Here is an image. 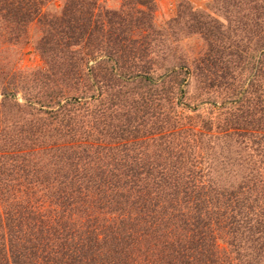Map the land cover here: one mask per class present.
<instances>
[{
	"label": "trees",
	"instance_id": "1",
	"mask_svg": "<svg viewBox=\"0 0 264 264\" xmlns=\"http://www.w3.org/2000/svg\"><path fill=\"white\" fill-rule=\"evenodd\" d=\"M53 1L0 0L4 43L31 42L36 24L45 62L58 48L75 92L88 87L0 131V264H264V0L233 7L256 22L245 63L244 50L234 65L216 58L230 28L183 24L210 49L159 75L154 0L129 14ZM190 77L197 103L184 102Z\"/></svg>",
	"mask_w": 264,
	"mask_h": 264
},
{
	"label": "rangeland",
	"instance_id": "2",
	"mask_svg": "<svg viewBox=\"0 0 264 264\" xmlns=\"http://www.w3.org/2000/svg\"><path fill=\"white\" fill-rule=\"evenodd\" d=\"M64 0H54L51 4L52 9L61 10ZM95 2V13L108 11H125L126 14L131 12L130 9L139 3V0H92ZM156 3L155 11L152 18L153 22L161 29V35L156 36L158 39L152 45H158V49H163L165 54H160L156 57L158 75L162 73L163 69L171 63L191 64L195 59L199 58L207 50L210 49L209 37L207 40L199 31L194 29L191 32L184 30L181 25H200L198 23L204 22L218 26L220 32L232 30V37L229 40L231 48L220 45L221 50L217 49L216 58L221 62L231 63L234 65L239 62L237 57L241 50H244V59L240 63L246 62V57L254 55V41L252 42L251 34L255 23L253 15L248 10H236L233 8L241 0H154ZM260 1L258 5V25L263 23V10ZM144 9V8H143ZM53 11V10H52ZM230 11V12H228ZM128 12V13H127ZM182 14V19L179 22H173L178 15ZM183 17V15H185ZM133 22L135 19L130 17ZM178 20V19H177ZM152 21L146 19V26L150 25ZM128 26V25H127ZM133 26V25H132ZM214 29L217 33L219 29ZM225 27V28H224ZM27 36L30 39L29 43L24 44L25 36L22 33L17 37L18 42L4 43L1 39L0 33V131L15 132L28 123H36L40 118V108L43 105L49 107L54 106L58 102H65L69 97L75 95H84L86 85L77 86L78 91L75 92L72 87L71 79L64 77V67L67 66L66 60L60 56L58 48L54 50L55 56L50 63H46L40 53L35 49L34 43L40 38L41 29L36 24H31L27 29ZM196 33V34H195ZM195 34V35H194ZM252 39V40H250ZM34 41V42H33ZM258 45V43L255 44ZM252 46V47H251ZM222 47L226 51L230 50L234 53L233 56L228 57L221 53ZM256 55V53H255ZM52 56V54H50ZM155 58V57H154ZM52 63V64H51ZM66 63V64H65ZM52 65V71L49 73L48 68ZM94 66V61L90 67ZM242 70V68H241ZM239 73H243V71ZM250 70V66H249ZM248 70V71H249ZM48 76V77H46ZM241 77L243 74L240 75ZM249 76L246 74V77ZM49 78V79H47ZM190 85L188 87V96L184 102L197 103L199 100L198 83L195 82L194 77H190ZM74 85V84H73ZM86 86V87H85ZM88 88V87H87ZM3 93H10L11 96L4 100ZM226 94L227 92H221ZM212 95L217 101L219 92H214ZM86 97L89 94L85 95ZM191 98L190 100L188 98ZM31 101L36 108L30 111L25 105ZM46 107V108H47ZM44 108V109H46ZM210 106L203 107L201 113H206L210 110ZM43 115V114H42ZM23 143H28L23 140ZM7 144V143H6ZM3 146L5 143L3 142ZM23 189V185L21 186Z\"/></svg>",
	"mask_w": 264,
	"mask_h": 264
}]
</instances>
